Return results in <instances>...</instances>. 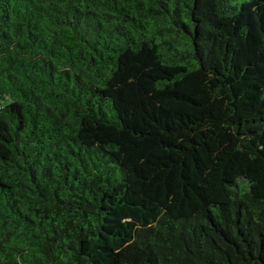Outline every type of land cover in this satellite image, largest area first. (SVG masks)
I'll return each mask as SVG.
<instances>
[{
	"label": "trees",
	"instance_id": "trees-1",
	"mask_svg": "<svg viewBox=\"0 0 264 264\" xmlns=\"http://www.w3.org/2000/svg\"><path fill=\"white\" fill-rule=\"evenodd\" d=\"M0 264H264V0H0Z\"/></svg>",
	"mask_w": 264,
	"mask_h": 264
}]
</instances>
